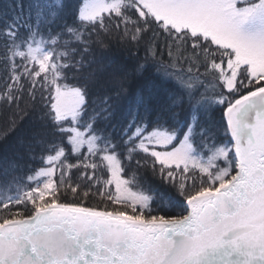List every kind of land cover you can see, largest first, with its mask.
<instances>
[{
    "label": "snow or ice",
    "instance_id": "snow-or-ice-1",
    "mask_svg": "<svg viewBox=\"0 0 264 264\" xmlns=\"http://www.w3.org/2000/svg\"><path fill=\"white\" fill-rule=\"evenodd\" d=\"M0 264H264V0H0Z\"/></svg>",
    "mask_w": 264,
    "mask_h": 264
}]
</instances>
